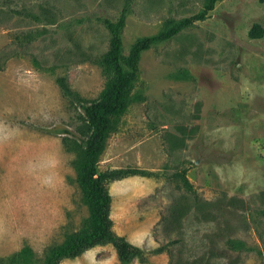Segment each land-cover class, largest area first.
<instances>
[{
    "label": "rangeland",
    "instance_id": "374dc122",
    "mask_svg": "<svg viewBox=\"0 0 264 264\" xmlns=\"http://www.w3.org/2000/svg\"><path fill=\"white\" fill-rule=\"evenodd\" d=\"M204 3L0 0V264L25 246L28 264H43L88 216L65 141L107 79L102 19L126 10L127 55ZM130 98L98 170L150 174L108 184L114 231L145 250L165 246L147 264H264V0L218 1L143 52ZM60 264L120 263L105 244Z\"/></svg>",
    "mask_w": 264,
    "mask_h": 264
},
{
    "label": "trees",
    "instance_id": "16d2710c",
    "mask_svg": "<svg viewBox=\"0 0 264 264\" xmlns=\"http://www.w3.org/2000/svg\"><path fill=\"white\" fill-rule=\"evenodd\" d=\"M218 1L222 0H205L198 12L169 24L156 34L136 38L127 55L123 54L122 39L126 10L122 9L115 19H102L109 33V47L101 61L107 79L98 97L82 104L84 114L77 128L79 137L66 138L65 141V145L76 154L74 159L76 179L88 216L80 229L68 233L61 243L53 244L46 249L43 264H60L64 259L75 258L97 245L105 244H110L115 249L120 264H131L134 260L147 264L151 254L164 251L165 246L145 250L130 242L125 236L114 231L110 217L111 195L108 184L134 175H149L150 172L133 167L99 171L98 162L109 134L116 128L120 117L128 108L138 77L142 53L159 42L171 39L182 29L205 20ZM254 31L253 28L250 35H257ZM59 83L66 95L77 96L63 78L59 79ZM184 173L185 170L180 173L183 183L190 188L191 184ZM32 255L31 248L25 246L7 260L10 264L18 262L28 264Z\"/></svg>",
    "mask_w": 264,
    "mask_h": 264
}]
</instances>
